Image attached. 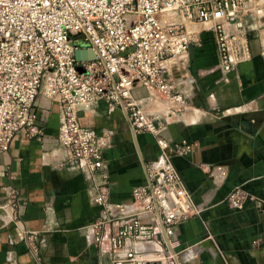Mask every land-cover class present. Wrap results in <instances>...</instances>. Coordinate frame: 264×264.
Returning <instances> with one entry per match:
<instances>
[{
	"label": "built area",
	"instance_id": "2783aa9c",
	"mask_svg": "<svg viewBox=\"0 0 264 264\" xmlns=\"http://www.w3.org/2000/svg\"><path fill=\"white\" fill-rule=\"evenodd\" d=\"M263 27L264 0H0V155L19 134L42 140L34 107L41 95L54 101L65 161L95 183L96 242L108 240L111 264H180L171 237L188 214L168 200L185 196L170 160L182 149L160 137L161 128L133 91L141 86L157 102L182 108L186 101L171 70H188L191 46L210 34L225 77L250 59L248 33ZM78 50L92 51L96 59L78 61ZM102 102L120 107L132 131L154 135L163 152L146 165V181L132 189V204L110 201L108 175L101 172L111 136L79 120ZM212 171L215 180L226 177L223 167ZM227 201L232 210H243L247 196L235 187Z\"/></svg>",
	"mask_w": 264,
	"mask_h": 264
},
{
	"label": "crops",
	"instance_id": "0c3cea01",
	"mask_svg": "<svg viewBox=\"0 0 264 264\" xmlns=\"http://www.w3.org/2000/svg\"><path fill=\"white\" fill-rule=\"evenodd\" d=\"M248 35L250 59L225 77L210 34L191 46L188 70H171L186 101L182 108L157 102L141 86L133 91L161 128L160 137L182 149L169 152L185 196L168 200L188 214L171 237L180 264H264V27ZM34 112L42 140L19 134L0 155V264H111L108 240L96 242L95 183L65 161L58 140V104L41 95ZM79 120L111 136L101 172L108 175L110 201L132 204L146 165L162 158L157 138L134 133L126 113L103 102ZM216 167L224 168V179H214ZM235 187L247 196L243 210L228 204Z\"/></svg>",
	"mask_w": 264,
	"mask_h": 264
},
{
	"label": "water",
	"instance_id": "95a60500",
	"mask_svg": "<svg viewBox=\"0 0 264 264\" xmlns=\"http://www.w3.org/2000/svg\"><path fill=\"white\" fill-rule=\"evenodd\" d=\"M75 56H76V59L78 61H82V60H95L96 59V56L94 55V53L92 51H85V50H78L76 51L75 53ZM79 70L82 72V69L79 68ZM260 113L259 114H255V120H258L259 117H260ZM226 121H231V118L230 117H227L226 118ZM161 226H162V229H163V225L161 223ZM164 233V231H163Z\"/></svg>",
	"mask_w": 264,
	"mask_h": 264
}]
</instances>
